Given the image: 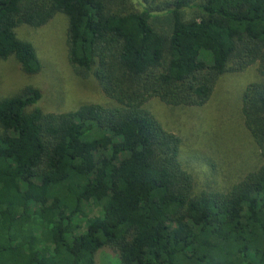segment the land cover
I'll return each mask as SVG.
<instances>
[{"label":"trees","instance_id":"trees-1","mask_svg":"<svg viewBox=\"0 0 264 264\" xmlns=\"http://www.w3.org/2000/svg\"><path fill=\"white\" fill-rule=\"evenodd\" d=\"M66 17V58L113 100L63 113L27 86L0 99V264H264V0H0V59L36 73L14 29ZM261 165L224 190L192 189L179 138L144 102L199 106L224 72Z\"/></svg>","mask_w":264,"mask_h":264},{"label":"rangeland","instance_id":"rangeland-1","mask_svg":"<svg viewBox=\"0 0 264 264\" xmlns=\"http://www.w3.org/2000/svg\"><path fill=\"white\" fill-rule=\"evenodd\" d=\"M15 35L34 48L40 69L23 72L12 56L0 59V99L37 88L35 106L43 112L63 113L83 104L114 105L91 75L76 74L66 58V17L56 13L45 24L14 29ZM257 80L253 65L237 72H224L207 100L199 106H168L151 97L144 107L162 128L179 138L177 161L193 180L192 189L224 190L247 172L261 165L259 151L243 124L240 95ZM93 264H119L116 253L101 247Z\"/></svg>","mask_w":264,"mask_h":264}]
</instances>
